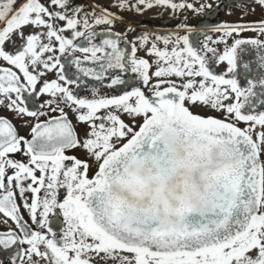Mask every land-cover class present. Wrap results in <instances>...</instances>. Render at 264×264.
I'll list each match as a JSON object with an SVG mask.
<instances>
[{"label":"flooded vegetation","instance_id":"af4514ba","mask_svg":"<svg viewBox=\"0 0 264 264\" xmlns=\"http://www.w3.org/2000/svg\"><path fill=\"white\" fill-rule=\"evenodd\" d=\"M216 78L226 116L200 105ZM171 91L250 136L263 193L235 242L165 260L104 238L88 194ZM0 264H264V0H0Z\"/></svg>","mask_w":264,"mask_h":264},{"label":"water","instance_id":"95a60500","mask_svg":"<svg viewBox=\"0 0 264 264\" xmlns=\"http://www.w3.org/2000/svg\"><path fill=\"white\" fill-rule=\"evenodd\" d=\"M116 151L88 194L94 229L123 250L176 259L224 249L258 214L263 174L238 127L193 114L177 91Z\"/></svg>","mask_w":264,"mask_h":264},{"label":"rangeland","instance_id":"374dc122","mask_svg":"<svg viewBox=\"0 0 264 264\" xmlns=\"http://www.w3.org/2000/svg\"><path fill=\"white\" fill-rule=\"evenodd\" d=\"M175 61L178 62V60H175ZM183 67H184V62H183ZM230 72H231L230 61L222 62L219 73L222 74L224 78L225 77L227 78L230 75ZM180 76H181V69L176 68V76H175L176 83L178 82L177 79H179ZM213 80L214 81L203 80V79L198 80L200 83L203 84L202 85L203 88L200 91V95L203 97V99H201L200 105H202L203 103L207 104L206 105L207 108L205 109L206 112H204L206 114H212L214 112H219L221 111L222 107H224V109H222V115L226 116L225 115L227 114L226 110H229L231 108V102L225 101L224 97L221 96V87L228 89L229 85L227 86L226 80H223V81L220 80V83L218 82L219 79L217 78L216 80L215 79ZM186 81L192 86H196L197 84V81H192V80H189V81L186 80ZM204 89H207V92H203Z\"/></svg>","mask_w":264,"mask_h":264}]
</instances>
